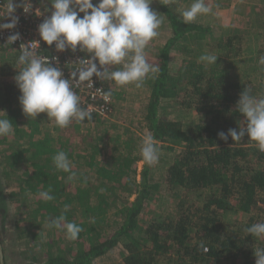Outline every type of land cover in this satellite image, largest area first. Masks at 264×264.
I'll list each match as a JSON object with an SVG mask.
<instances>
[{
  "label": "trees",
  "instance_id": "trees-1",
  "mask_svg": "<svg viewBox=\"0 0 264 264\" xmlns=\"http://www.w3.org/2000/svg\"><path fill=\"white\" fill-rule=\"evenodd\" d=\"M152 1L157 2L151 6L161 14L164 31L170 36L157 52L146 56L160 71L155 79L146 80L150 93L145 120L157 146L162 144L169 151H178L173 161L167 162L166 174L159 181L152 182L151 165L146 163L141 181L132 178L137 146L133 137L121 141V136L115 141L112 168L99 164V140L93 133L83 131L87 125L103 124L96 118L72 121L60 129L59 138L46 133L43 139H36L42 130V119L29 118V128L20 126V121L28 117L19 103L21 93L14 78L23 66L5 63L1 68L0 93L5 97L1 109L13 123L18 143L8 142L6 137L0 140V145L13 147L12 151L5 150L6 157L0 165V214L6 206L5 188L12 191L6 198L19 196L20 214L26 215L28 221L37 222L38 216L52 220L63 214L66 222L83 229L75 240L64 239L60 229V242L46 244L45 262L41 264H94L118 244L124 245V264H236L239 259V264L255 263L258 238L245 229L264 222V152L247 135L239 142H233L231 137L225 142L218 133L239 131L244 126L236 104L245 89L257 98L264 96V64L250 65L244 71L245 78L235 73L236 63L244 65L243 60L253 55L244 51L242 45L237 47L241 41L237 35L219 38L216 64L198 62L197 52L211 41L212 29L185 24L164 0ZM92 3L96 5L99 0ZM79 53L90 55L80 50ZM176 63L180 64L178 68ZM107 89L111 92V87ZM182 92L190 96L196 122L184 124L160 112L162 101L174 100ZM61 150L69 160L78 155L90 164L99 172L101 181L90 187L84 178L72 190L71 180L74 182L82 173L55 168L52 158ZM49 189L54 199L40 198L33 207L34 196ZM206 194L209 197L205 200ZM154 197L168 209L165 214L146 220L143 213L149 210L148 203ZM189 200L202 202L198 211L192 210ZM230 213L249 216L239 222L241 233L224 230L223 220ZM2 228L0 225V239L4 263L8 264ZM27 233L36 237L31 230ZM33 261L31 264H40L39 258Z\"/></svg>",
  "mask_w": 264,
  "mask_h": 264
},
{
  "label": "clouds",
  "instance_id": "clouds-1",
  "mask_svg": "<svg viewBox=\"0 0 264 264\" xmlns=\"http://www.w3.org/2000/svg\"><path fill=\"white\" fill-rule=\"evenodd\" d=\"M152 0H99L94 5L92 0H52L51 15L38 26L41 39L47 45H53L57 51L71 49L86 52L89 58L79 60V67L71 72L70 78H65L59 67L49 57L35 53V44L21 45V54L17 63L23 67L15 76L16 85L21 93L19 103L27 117L36 118L40 113H46L55 125L65 128L72 121L83 122L91 119V111L82 108L80 97L74 91V86L88 82L93 85L95 76L100 81H112L123 87L134 84L142 87L147 79H155L159 67L148 62L145 49L159 35L162 24L161 14L151 7ZM17 7H23L25 13L31 9L27 0H21L16 5L14 0H7L0 18L8 17L10 22L0 23V30L14 29L18 17L13 13ZM83 13L81 16L80 14ZM212 13V8L205 0H192V3L180 12L185 24L194 22L198 17ZM19 34L9 36L8 42H15ZM217 55L202 54L198 62L206 65L216 64ZM264 64V57L260 58ZM111 92L105 94L106 98ZM236 110L243 115L244 125L239 131L229 129L221 131L218 136L227 142L231 137L233 142H239L247 135L250 141L256 143L258 150L264 152V98H257L249 90L240 93ZM0 117V137L13 134L14 125L4 111ZM6 117V118H5ZM143 161L148 165L158 162L159 149L152 134H146L140 148ZM53 164L57 170L71 172L72 164L65 151H58L53 156ZM74 175V174H73ZM51 189L41 191L39 196L44 201L54 197ZM67 207V206H66ZM50 228L62 229L70 240L78 238L82 227L74 222H66V217L60 216L48 222ZM245 231L258 239L264 238V222L254 223ZM255 264H264V247L254 250Z\"/></svg>",
  "mask_w": 264,
  "mask_h": 264
},
{
  "label": "rangeland",
  "instance_id": "rangeland-1",
  "mask_svg": "<svg viewBox=\"0 0 264 264\" xmlns=\"http://www.w3.org/2000/svg\"><path fill=\"white\" fill-rule=\"evenodd\" d=\"M44 1V0H42ZM49 3L52 2V0ZM47 1V2H48ZM95 1V0H92ZM177 4H174V10L178 14L187 8L191 3L192 0H188L185 3H182V5H179L180 0H177ZM166 4H168L172 8V4L170 3V0H165ZM184 2V1H183ZM154 3L157 4V2H151L150 7ZM185 5V6H184ZM211 6V5H210ZM217 9L212 10V14L210 15V18L215 21L214 26L216 28V33L214 34L213 30L211 32L209 43L202 48V52H197L198 58L202 54H217L218 49V42L219 38L221 36H224L225 27L220 30L218 29V26H221L222 21L228 22L231 18L228 16V13L220 12L224 11V7H222L219 3L214 5ZM221 7V8H220ZM155 11V9H153ZM200 19V17H198ZM221 23H220V20ZM262 18H259L257 15L253 16H243V28H240L239 31L242 29L241 32L237 33V37L240 38L241 41L237 42V47L241 48L246 52L253 53V55L247 57L248 60H243L244 65L240 64L239 62L236 63V74H242L243 78L247 76V73L244 71L248 70L250 65H253L255 63H258L260 61L261 57H264V21L262 22ZM257 24V25H256ZM241 26V27H242ZM257 26V27H254ZM159 35L155 37L146 47L145 53L147 54H154L157 52L159 46H162L164 42H166L169 39L170 34L168 32L163 31L162 29H158ZM164 32V33H162ZM233 36V34H231ZM230 36V35H229ZM259 52V53H255ZM176 66L180 65L179 63ZM260 64V63H259ZM253 76L250 74V77ZM234 77V76H233ZM148 80V79H147ZM145 81L144 85L142 87L137 88L134 84L127 85L128 88H120L118 86L115 87V84H113V88L116 90H119L117 94H121V98L119 97L118 102V111L120 114L127 113L128 115L132 113L133 110H137V123L136 120L134 121L136 123L135 126H104L107 123L101 124V122H97V124H94V126H85L83 127V131H87L90 133H93V136L95 139L99 140V147H100V154L98 156L99 159L97 161L99 164L105 165L108 168H112L114 161L113 156V147L116 145L115 141L118 139V137H121V141H126L133 137L137 141V146L135 148L136 151H134V158L136 159V162L134 164V167L132 168L130 174L132 175L133 179H136L137 182L141 181L142 172L145 168V162L142 159L140 148L142 144V139L146 134H149L150 132L147 129V123L145 120L146 115V105H144V102L148 98V94L150 93V89L148 87V84ZM111 86V88H112ZM126 92H131L130 97H126ZM115 94L112 93L111 89V96L113 99ZM2 96V98H1ZM124 97V99H122ZM259 98H264V96H260ZM4 100L3 95L0 93V103ZM121 101V102H120ZM116 102V103H117ZM160 112L162 115H165L168 119L181 121L184 124H189L191 121L196 122L198 117L195 112V109L191 107V99L190 96L185 94L184 92L180 93V95L176 99L172 100H164L161 102L160 106ZM131 110V112H130ZM42 124H47V126H42L41 133L36 136V139H43L46 135V133H50L55 138H59V131L60 127H57L55 125V122L53 120H49L46 113L44 116L41 115ZM123 119H127V117H122ZM48 120V121H47ZM46 122V123H45ZM244 123V122H243ZM242 125V123L240 124ZM246 127V125H244ZM26 128H29L28 126H23ZM125 133H128L126 136H124ZM4 137H0V140ZM5 140H8L10 143H18V140L15 136V131H13V134L6 136ZM24 141V140H22ZM24 143V142H23ZM257 145H255L256 147ZM159 149L158 153V162L151 165V180L152 182L159 181L161 177L166 174L167 170V162L173 161L174 157L178 154V151L175 150H167L166 146H163L160 144V146H157ZM12 146H2L0 145V165L1 162L6 157L5 150L9 149V151L13 150ZM179 150V149H177ZM28 152L29 148H28ZM71 164L72 168L71 170H75L79 172L81 175H77L74 182L69 184L70 188L72 190L77 189V185H81L84 178L87 179V181L90 183V187L93 185H97L101 180H99L101 177L99 175V172L96 169L91 167V165L84 163V160H82L78 155H74L71 158ZM96 161V162H97ZM95 169V170H94ZM1 171V170H0ZM106 180V179H105ZM5 193V201L4 204L6 206L3 208L4 213L0 214V225L3 226V234L4 238L6 239L5 248L7 250V257H8V264H31L34 258H39V263L45 262L44 259V252H46V244L48 242H60L59 241V230L60 229H53L48 226V222L50 219H42L40 216H38L37 222H30L27 219L26 215H21V205L19 201V196L17 198L10 197L6 198V195L11 193L12 191L10 189H3ZM15 192V190H14ZM209 197V194H206L203 198L206 200ZM40 199V196H34L33 200L31 201L33 203V207L37 206V202ZM134 197L131 198L133 200ZM157 199L154 197L152 201L149 204V210H147L145 213H143L144 219H155L159 215L165 214L166 210L168 209V206L165 204H162L161 202H156ZM190 201V200H189ZM192 204V210L198 211L201 207L199 200H191ZM117 212H115V218L117 217ZM257 216V214H256ZM255 216V219L257 217ZM249 216H245L241 213H230L227 218H224L223 220V227L224 230L227 232H236L238 231L241 233L242 227L239 224V222L247 220ZM53 229V230H51ZM25 230V231H24ZM32 231V234H35V236L27 233L28 231ZM242 230V231H241ZM64 239H68L66 237L65 232L63 233ZM69 240V239H68ZM264 240V238L257 239L255 243L259 245L260 247H264V242L261 241ZM124 245L118 244L114 249H112L110 252H108L106 255L101 256L100 258L96 259L94 261V264H124ZM38 255V257L36 256ZM41 256V258H40ZM241 260L236 264L241 263ZM159 263H163V261H159Z\"/></svg>",
  "mask_w": 264,
  "mask_h": 264
},
{
  "label": "built area",
  "instance_id": "built-area-1",
  "mask_svg": "<svg viewBox=\"0 0 264 264\" xmlns=\"http://www.w3.org/2000/svg\"><path fill=\"white\" fill-rule=\"evenodd\" d=\"M31 4V9L28 13H25L23 7H17L13 13L18 17V23L14 29L0 30V46L6 48H13L20 54V46L35 44L34 51L37 55L42 57H49L53 66H56L57 60L59 67L64 73L65 78L71 77V72L79 67V60L82 58H89V55H81L78 50L73 52L71 49H67L63 52L57 51L55 48V42L53 45H47L44 42L38 32V26L43 22L45 18L51 15L52 8L43 3L42 0H27ZM7 0H0V13L4 9V4ZM16 5H20L21 1L14 0ZM10 18H0V23H8ZM19 34V38L11 44L8 42V38L11 35ZM56 57L57 60H52ZM93 85L88 82H84L74 86V91L80 97V103L82 108H86L91 111L92 118L96 120L104 121L112 116L114 111V99L112 96L106 98L105 94L110 92L108 87H111L114 82L112 81H100L95 76L92 78ZM255 264V263H254Z\"/></svg>",
  "mask_w": 264,
  "mask_h": 264
},
{
  "label": "crops",
  "instance_id": "crops-1",
  "mask_svg": "<svg viewBox=\"0 0 264 264\" xmlns=\"http://www.w3.org/2000/svg\"><path fill=\"white\" fill-rule=\"evenodd\" d=\"M47 1L48 0H44L43 3H45L47 6L50 7L51 3H49L50 1H48V2ZM186 1H188V0H180L179 5L181 6L182 3H185ZM177 2H178L177 0H170V3L172 4V8L168 4L167 5H168L169 9H171L177 15V17L182 19V17L180 16V13L178 14L174 10L175 6H173V5L177 4ZM205 2L209 6L211 5L210 7L214 11H215V9H217L214 5L219 3L222 7H224V11H220V12L228 13V16L231 18L227 23L224 21H222V23H221V20L219 18L220 23L222 25L218 26V29L222 30L225 27V29L223 31V32H225L224 36H229V35L232 36L231 34L238 35L237 33L242 31V29L240 31H239V29L240 28L244 29V26H242L243 16L257 15L259 18L264 19V0H205ZM211 14L200 16V19L197 18L192 23H195L198 25H203L205 27H210L215 34L216 33V28L214 26L215 21L210 18ZM263 21L264 20H262V22ZM254 27H257V26H254ZM160 29H162L164 31L163 24H161ZM162 33H164V32H162ZM77 50H78V48H77ZM78 52H79V50H78ZM19 55H20V53L13 48H8V47L4 48V47L0 46V79L1 80L3 79L2 75H1V68L5 65V63H9L10 65H11V63L16 64L18 61ZM16 59H17V61H16ZM116 86L117 85L115 84V87ZM120 88H128V86H123ZM111 89H112V93L115 94V96L113 95L115 98L114 99V111L112 113V116L110 118L104 120L102 123H105V122L107 123L104 126H135L137 123V118H136L137 110H133L132 113L129 115L125 112L123 114L122 113L120 114V112L118 111L117 100H119V97L121 96V94H117V92L119 90L114 89L113 86ZM125 94H126V97H130L131 92H126ZM1 98H2V96H1ZM4 99H5V97H4ZM122 99H124V97ZM147 101H148V99L144 102V105L147 104ZM4 102H5V100H2L0 103V111H3V109H1V108L4 106ZM130 112H131V110H130ZM44 114L45 113H40V114H38V116L36 118H34V117L25 118V119L20 121V126H31V123L28 121L29 118H31L32 121H37L39 119H43L41 117V115L44 116ZM3 116H4V114L0 113V117H3ZM122 117H127V119H123ZM135 120H136V123L134 122ZM47 124L48 123H46L45 125L42 124V126H47ZM90 126H94V124H91Z\"/></svg>",
  "mask_w": 264,
  "mask_h": 264
},
{
  "label": "water",
  "instance_id": "water-1",
  "mask_svg": "<svg viewBox=\"0 0 264 264\" xmlns=\"http://www.w3.org/2000/svg\"><path fill=\"white\" fill-rule=\"evenodd\" d=\"M0 264H5L4 263V252H3V246L1 243V239H0Z\"/></svg>",
  "mask_w": 264,
  "mask_h": 264
}]
</instances>
